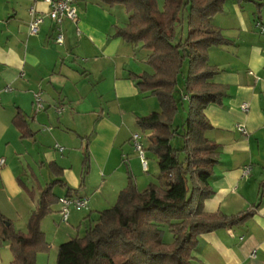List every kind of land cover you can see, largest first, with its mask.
Here are the masks:
<instances>
[{
    "label": "crops",
    "instance_id": "crops-1",
    "mask_svg": "<svg viewBox=\"0 0 264 264\" xmlns=\"http://www.w3.org/2000/svg\"><path fill=\"white\" fill-rule=\"evenodd\" d=\"M74 6L76 22H57L48 17L45 0H0V213L25 233L48 185L56 184L52 193L58 198L70 189L71 197L87 200L86 210L70 209L67 223L58 204L43 218L41 231L55 253L79 236L92 213L115 203L128 177L143 191L158 174L155 156L145 152L144 171L131 142L136 119L160 110L136 86L135 76L152 72L145 64L148 52L116 36L128 21L124 8L100 0H74ZM31 8L43 19L32 36ZM212 25L226 42L208 52L218 70L211 82L226 95L204 110L211 126L205 136L218 146V161L203 210L225 217L252 214L241 225L199 234L190 264H264V0H227ZM59 34L61 44L55 42ZM36 96L44 106L37 113ZM121 132L125 136L117 142ZM149 134L140 138L145 148ZM93 170L97 182L90 181ZM49 251L37 255V264ZM10 262L8 247L0 245V264Z\"/></svg>",
    "mask_w": 264,
    "mask_h": 264
},
{
    "label": "trees",
    "instance_id": "trees-1",
    "mask_svg": "<svg viewBox=\"0 0 264 264\" xmlns=\"http://www.w3.org/2000/svg\"><path fill=\"white\" fill-rule=\"evenodd\" d=\"M100 1L124 8L128 21L116 36L148 52L145 64L152 72L135 76L136 86L154 97L160 110L137 118L136 125L150 132L148 146L142 145L147 161L145 152L155 156L158 174L143 191L128 177L115 203L98 213L83 236L57 247L55 264H190L199 234L241 225L252 214L225 217L203 210L213 194L209 180L218 161V146L205 136L211 126L204 110L220 105L226 95L224 87L211 82L218 70L208 52L226 42L212 18L227 0H165L162 11L155 0ZM183 11L188 34L176 42ZM181 109L186 114L178 125ZM54 185L42 191L25 233L0 213V245L8 247L10 264H37V255L49 251L40 225L59 202ZM72 192L67 189L66 197ZM166 232L171 242L164 241Z\"/></svg>",
    "mask_w": 264,
    "mask_h": 264
},
{
    "label": "built area",
    "instance_id": "built-area-1",
    "mask_svg": "<svg viewBox=\"0 0 264 264\" xmlns=\"http://www.w3.org/2000/svg\"><path fill=\"white\" fill-rule=\"evenodd\" d=\"M46 3H48L50 10L48 13V17L53 21H61V20H70L72 22H76L77 20V14H76V8L74 6V0H45ZM30 15V22L27 28L28 35L32 36L35 35L38 31L39 25L42 23L43 19L41 16H39L36 11L31 8L29 10ZM261 31H264V28H261L259 26ZM55 42L58 44L62 43V35H57L55 38ZM34 109L35 112H40L44 109L42 100L36 96L34 100ZM248 108L247 104H242L241 109L243 111H246ZM237 130L242 133L246 134V130L243 126H237ZM131 142L134 151L137 153L138 158L140 160L141 167L144 171L147 170V160L145 158L144 149L142 142L140 140V136L138 135H132ZM56 149L60 152L63 150L61 147L56 145ZM4 159L0 158V168L4 166ZM249 168H246L243 172V175L248 174ZM88 201L84 199L79 198H73V197H62L59 198L58 205L60 207L59 214L61 217L62 223H67L69 215H70V209L73 208L76 211L86 210L88 207Z\"/></svg>",
    "mask_w": 264,
    "mask_h": 264
},
{
    "label": "rangeland",
    "instance_id": "rangeland-1",
    "mask_svg": "<svg viewBox=\"0 0 264 264\" xmlns=\"http://www.w3.org/2000/svg\"><path fill=\"white\" fill-rule=\"evenodd\" d=\"M155 1H156L157 9L159 11H162L165 0H155ZM180 19H181V23H180V25L178 26V28L176 30V42H178L179 40H184L187 37V34H188V25H187V21H186V12L185 11L182 12V15L180 16ZM180 84H182V80L181 79H180ZM184 106H185V111H187L188 105L185 104ZM185 111H182V109H181V111L177 114L176 120H175L176 124H178V125L182 124V122L184 121L183 118L185 117V114H186ZM78 123H79L80 126L83 125V121L82 120H80ZM135 130H136L135 134L140 136L141 139H143L144 137L142 138V131L138 127H136ZM135 134H132V135H135ZM124 136H125V134L123 132L119 133L117 135V137H116V141L117 142L122 141ZM111 138H112V136H111ZM141 142H142V140H141ZM149 159H150L149 163H150L151 167L155 166L153 157H150ZM153 169H154V167H153ZM87 173H88V170H87ZM89 173H90V181L97 182L98 179H97V176H96V172L93 170V171H91ZM151 178H153V180H154V176L151 177ZM54 192L56 194H61L62 193L59 188H55ZM93 193L94 192H92V191L90 192V194L88 196L89 199H91ZM108 207H110L109 204H108V206L106 205L104 208H101V209H106ZM54 220L56 221V218ZM96 220H97V214L96 213H92L91 219L90 220H86L84 225H82L80 227V231H79L78 235L79 236H83L85 228H88L89 226H92L93 224H95ZM171 239L172 238H171L170 234H168L166 232L165 235H164V241L165 242H171ZM55 258H56L55 250L49 251L48 256H45L43 259H40L38 261V264H55V261H56Z\"/></svg>",
    "mask_w": 264,
    "mask_h": 264
}]
</instances>
